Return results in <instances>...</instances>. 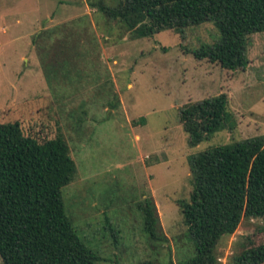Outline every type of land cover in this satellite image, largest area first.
<instances>
[{"label":"rangeland","instance_id":"1","mask_svg":"<svg viewBox=\"0 0 264 264\" xmlns=\"http://www.w3.org/2000/svg\"><path fill=\"white\" fill-rule=\"evenodd\" d=\"M100 1L120 2L0 0V123L19 121L41 142L64 135L77 165L65 208L95 264H179L193 252L179 205L193 190L189 157L264 135V32L249 36L248 67L228 70L185 51L217 41L213 22L136 38L92 5ZM221 93L236 128L191 146L181 108ZM147 197L167 241L144 229ZM260 243L264 218H244L220 240L218 260Z\"/></svg>","mask_w":264,"mask_h":264},{"label":"trees","instance_id":"2","mask_svg":"<svg viewBox=\"0 0 264 264\" xmlns=\"http://www.w3.org/2000/svg\"><path fill=\"white\" fill-rule=\"evenodd\" d=\"M109 20H119L136 38L164 30L184 35L191 26L213 22L216 42L186 49L197 59L228 70L246 69L249 36L264 32V0H120L115 7L92 3ZM180 120L189 144L234 130L227 93L188 103ZM144 121V118H142ZM193 190L180 200L192 254L179 264H220L217 246L244 218H264V135L209 147L189 157ZM69 143L60 133L43 142L19 121L0 123V255L4 264H95L101 257L78 234L62 189L76 177ZM153 241H167L151 197L138 203ZM141 264H160L147 259ZM231 264H264V243L244 248Z\"/></svg>","mask_w":264,"mask_h":264}]
</instances>
